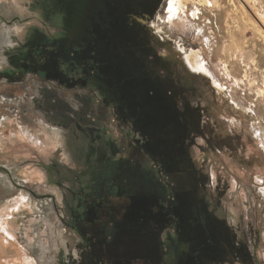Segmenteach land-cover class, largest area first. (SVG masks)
Wrapping results in <instances>:
<instances>
[{
  "label": "rangeland",
  "instance_id": "374dc122",
  "mask_svg": "<svg viewBox=\"0 0 264 264\" xmlns=\"http://www.w3.org/2000/svg\"><path fill=\"white\" fill-rule=\"evenodd\" d=\"M202 1L0 0V264H264V0Z\"/></svg>",
  "mask_w": 264,
  "mask_h": 264
},
{
  "label": "flooded vegetation",
  "instance_id": "af4514ba",
  "mask_svg": "<svg viewBox=\"0 0 264 264\" xmlns=\"http://www.w3.org/2000/svg\"><path fill=\"white\" fill-rule=\"evenodd\" d=\"M71 6L72 5H70V8H71ZM156 11H157V9L153 10V13H151V14L146 13V14H142L141 16L132 15V19L135 22L140 23L141 25L149 28L153 32V34L160 37L161 40L165 42L166 39L169 40L170 38H169V36H167L166 32L161 28L160 23L164 22V21H162L161 15L158 12H157L158 13L157 14ZM72 12H73V9H72ZM167 12L169 13V5L167 7ZM177 46L181 47L182 50L186 49L183 46V44H181V43H177ZM191 51H195V50H189L187 55H189ZM198 53H199V51H198ZM187 55H186V60H187ZM200 63L202 65H204L202 62H200ZM109 66L110 65H106V64L101 65L100 64L98 67V70H100V72H101L100 67L103 69V67L110 68ZM137 66H138V63H136V60H135V61L129 63V68L127 69L128 72H125L123 75H122L121 70H118L119 73L117 72V69H118L117 68V69H114L116 72L114 73L113 77L107 76L105 78V75H104L103 78H98V81H100L102 83V84L100 83V85L102 87L105 85L109 86V89L112 91V96L114 97L115 101H117V102L128 101L129 104L131 103L133 106H135L136 101L143 99V98H140V97H142L140 94H136V95L134 94V93H137L135 90V87H139L137 82H135L136 80L133 79V78L137 79V74H136ZM206 69L208 70L207 67H206ZM199 74H201V73H199ZM210 74L213 77L211 72H210ZM116 75H118V77ZM126 75H128L130 77V79L128 81H124ZM206 78H208V77H206ZM208 79L211 80L210 78H208ZM212 84H213V82H212ZM142 87H143V89L147 88L146 86H142ZM144 90H143V92H144ZM141 110H143V107L141 108ZM194 164L196 167H200V165H201L200 161H198L197 159L194 160ZM206 193H208V192H206ZM206 196L208 197L209 195L206 194Z\"/></svg>",
  "mask_w": 264,
  "mask_h": 264
},
{
  "label": "bare ground",
  "instance_id": "6f19581e",
  "mask_svg": "<svg viewBox=\"0 0 264 264\" xmlns=\"http://www.w3.org/2000/svg\"><path fill=\"white\" fill-rule=\"evenodd\" d=\"M189 1H198L200 4H203L202 0H171V3L169 2V13L179 14L178 12H182L183 10L185 11V6ZM261 27H263V29L259 31L262 35H264V21L261 22ZM198 55V51H191L190 54L187 55V61L190 67L193 68L195 72L201 73L202 75L210 78L213 82V86L217 88V90L219 89L220 91H223V87L219 83H217L216 80L211 76L210 72L208 71L209 69L207 70L204 65L197 61V58L199 57ZM35 144H38V141Z\"/></svg>",
  "mask_w": 264,
  "mask_h": 264
},
{
  "label": "snow or ice",
  "instance_id": "6c2138e0",
  "mask_svg": "<svg viewBox=\"0 0 264 264\" xmlns=\"http://www.w3.org/2000/svg\"><path fill=\"white\" fill-rule=\"evenodd\" d=\"M170 3H171V0H170Z\"/></svg>",
  "mask_w": 264,
  "mask_h": 264
}]
</instances>
